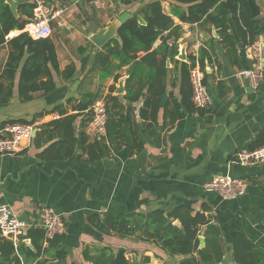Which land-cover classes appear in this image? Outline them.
<instances>
[{
	"label": "crops",
	"instance_id": "crops-1",
	"mask_svg": "<svg viewBox=\"0 0 264 264\" xmlns=\"http://www.w3.org/2000/svg\"><path fill=\"white\" fill-rule=\"evenodd\" d=\"M150 1L126 6L118 0H75L70 7L60 8L63 12L56 22L61 21L63 29L54 37L59 66L64 70L74 64V77L65 81L55 74L53 91L35 92L31 100L24 102L19 98L18 72L10 103L0 106V129L10 121H31L37 117L41 122L27 149L15 155H0V204H9L16 215L31 222L40 220L44 207H51L63 217L67 256L62 261L49 260L48 264H94L85 258L84 250L102 246L114 251L123 248L127 258L138 264H177L180 256L170 257L154 243L136 236L101 233L91 224L89 216L159 208L170 213L179 205H188L195 212L203 207L208 209L210 224L218 226L222 233L225 255L219 264H235L232 243L236 233L245 235L264 252V163L241 165L234 161L235 154L250 147L264 127V79L254 88L247 80L242 83L236 77L238 69L250 68L251 54L237 35L234 22L230 21L237 64L232 62L212 25L182 24L184 33L178 40L179 49L189 57L206 47L213 59L206 77L210 104L203 114L190 112L181 103V77L175 61L182 60L177 56L168 65L166 91L156 121L145 118L151 116V109L146 106V90L137 101L126 99V90L119 93L120 85L126 86L122 76L128 74V66L119 71V80L113 77L100 80L96 57L102 48L90 36L125 11L133 17ZM161 1L170 12V1ZM256 4L261 10L256 30L258 36L264 37L263 3L256 0ZM174 20L181 23L175 17ZM21 32L13 30L7 39ZM161 43V39L157 40L153 48ZM8 54L9 46L1 45L0 75ZM95 93L108 102L107 133L102 137L103 145L108 148L106 155L90 162L80 143L71 159H40L39 153L50 143L38 146L35 138L44 123L60 118L55 108L62 105L69 114L77 113L74 109L82 103L81 99L86 98L87 103L91 99L89 95ZM86 113L87 110L78 117L75 123L78 129ZM173 117L175 122L171 125ZM219 175L245 180V195L224 199L216 192L207 191L205 184ZM13 241L16 246L24 241L34 247L31 240ZM147 256L149 261L144 262ZM0 264H8L2 261L1 253Z\"/></svg>",
	"mask_w": 264,
	"mask_h": 264
},
{
	"label": "trees",
	"instance_id": "trees-1",
	"mask_svg": "<svg viewBox=\"0 0 264 264\" xmlns=\"http://www.w3.org/2000/svg\"><path fill=\"white\" fill-rule=\"evenodd\" d=\"M19 1H21L18 6L19 15L15 16L7 0H0V46L4 44L9 46L8 58L0 75V106L10 103L18 72H20L19 98L24 102L31 100L35 92L53 91L56 88L55 74L67 81L73 78L76 72L74 64H69L64 70L59 66L54 37H57L63 28L51 21L57 34L33 38L25 28L34 18L38 2L37 0ZM43 1L51 3L53 0ZM118 1L128 6L142 0ZM169 1L170 12L164 9L161 0L146 3L133 14L132 18L121 25L118 37L112 38L96 57L100 80L113 77L117 81L121 77L119 71L128 66L126 99L137 101L146 90L148 94L146 106L151 109V116H146L144 109L142 114L152 121L157 120L161 101L165 95L169 62L179 55L178 40L184 33L182 24L214 26L221 37L222 46L227 49L234 64H237L238 58L230 21L234 22L237 35L247 48H250L259 35L256 30L258 17H252L249 0ZM253 1L256 3V0ZM174 17L181 23H176ZM13 30L22 32L8 40L7 36ZM208 30H211L210 27ZM159 39L162 43L153 48ZM140 52L144 54L139 55ZM175 62L181 77L182 105L190 112L203 114L207 107H197L193 102L191 71L199 66L205 73L204 82L207 83V65L213 64L210 50L201 47L198 54L190 55L187 61ZM221 85L223 84L220 83ZM222 89L223 86L221 91ZM89 96L91 97L89 102L75 106L74 110H77V113L69 114L67 108L62 105L55 108L60 118L44 123L35 138L38 146L50 143L39 153L40 159L51 161L71 159L75 156L80 143L90 162L106 155L108 148L103 145V139L90 141L86 134L85 128L91 113L87 111L79 129L75 124L80 114L88 110L96 99L102 97L99 93ZM115 99L114 97L113 100ZM36 118L21 122H33L37 120ZM15 122L20 121L9 123ZM174 122L173 117L171 125ZM262 145H264V127L259 131L250 148ZM207 211L206 207H203L202 211L195 212L188 205H179L170 213L159 208L149 212H138L133 209L123 212L114 211L103 216L92 214L89 216V221L101 233L122 237L136 236L143 241L154 243L168 256H180L181 259L177 264H219L225 255L222 233L218 226L210 224ZM201 236L205 239L203 246H201ZM27 237L31 240L33 248L27 246L24 241L16 246L12 239L4 237L0 232V253L4 263L48 264L49 260L62 261L67 256L65 233L48 239L43 228L34 227L28 231ZM232 255L235 264H264V252L241 233L233 236ZM21 256L23 259L20 258ZM84 256L94 264H138L127 258L126 250L123 248L114 251L107 246L96 247L93 250L87 247ZM148 261L147 256L144 262Z\"/></svg>",
	"mask_w": 264,
	"mask_h": 264
},
{
	"label": "built area",
	"instance_id": "built-area-1",
	"mask_svg": "<svg viewBox=\"0 0 264 264\" xmlns=\"http://www.w3.org/2000/svg\"><path fill=\"white\" fill-rule=\"evenodd\" d=\"M262 13L264 15V0ZM38 8L32 21L26 26L25 31L33 38L50 36L53 33L51 21L59 17L63 12L57 10L53 17L47 14V7L43 0H37ZM61 25V21H58ZM251 66L247 69H238L236 77L240 82L247 80L254 88H258L264 79V37L258 36L250 46ZM205 73L196 66L191 71V83L193 87V102L197 107L205 108L210 104V95L204 82ZM91 113L86 126V134L90 138H102L107 133L109 120L107 100L105 97L96 99L87 110ZM40 120L29 123H9L0 129V155H15L23 152L31 145L33 132L40 126ZM234 161L241 165H256L264 163V145L250 148L245 147L235 154ZM207 191L216 192L224 199H238L245 195L247 182L230 175H219L205 184ZM38 227L45 230L48 239L65 232L63 217L51 207H44L40 212V220L31 222L20 218L9 204H0V232L12 240L27 239L28 231Z\"/></svg>",
	"mask_w": 264,
	"mask_h": 264
},
{
	"label": "water",
	"instance_id": "water-1",
	"mask_svg": "<svg viewBox=\"0 0 264 264\" xmlns=\"http://www.w3.org/2000/svg\"><path fill=\"white\" fill-rule=\"evenodd\" d=\"M7 3L9 4L12 13L15 16H18V6L21 4V1L19 0H7ZM250 4V10L251 15L253 18H257L261 15V10L258 7V5L253 0H249ZM130 18H132V14L130 12H123L121 13L117 18L112 19V23L108 26L102 27L97 32L93 33L90 36L91 41L96 44L99 48H103L112 38L118 37V31L122 24L127 22ZM213 30L215 31V27L213 26ZM178 59L182 61H187L188 56L185 54V52L182 49H179V55L177 56ZM209 65H207V70L209 69ZM129 77V74L122 76V79L125 81ZM123 80V81H124ZM124 90H126V87L123 86V84L119 87V93H123ZM86 98H82L81 102L83 104H86ZM37 130H34L33 135H36ZM26 242H30V239H25ZM201 240V246L204 245L205 239L203 236L200 237Z\"/></svg>",
	"mask_w": 264,
	"mask_h": 264
},
{
	"label": "rangeland",
	"instance_id": "rangeland-1",
	"mask_svg": "<svg viewBox=\"0 0 264 264\" xmlns=\"http://www.w3.org/2000/svg\"><path fill=\"white\" fill-rule=\"evenodd\" d=\"M75 0H53L51 3H45V7H47V14L50 17H53V14L59 10L62 7H70L69 5L73 4ZM77 5V3H75ZM73 7H75V5H73ZM72 7V8H73ZM70 10V9H69ZM74 16H77V12L76 14H74ZM54 22H56V18L54 19ZM57 23V22H56ZM56 33V29L53 26V33L52 35H55ZM57 34V33H56ZM138 256V255H137ZM138 258V257H137Z\"/></svg>",
	"mask_w": 264,
	"mask_h": 264
}]
</instances>
